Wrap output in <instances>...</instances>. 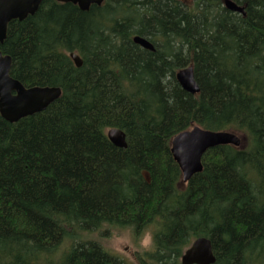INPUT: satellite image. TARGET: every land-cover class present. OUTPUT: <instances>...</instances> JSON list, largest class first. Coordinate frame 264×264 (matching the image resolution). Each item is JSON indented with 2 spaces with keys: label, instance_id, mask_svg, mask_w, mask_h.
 Masks as SVG:
<instances>
[{
  "label": "trees",
  "instance_id": "obj_1",
  "mask_svg": "<svg viewBox=\"0 0 264 264\" xmlns=\"http://www.w3.org/2000/svg\"><path fill=\"white\" fill-rule=\"evenodd\" d=\"M232 1L244 14L222 0H42L8 23L10 76L61 94L0 115V264H129L96 240L110 228L150 231L139 264H180L199 237L212 264H264V0ZM187 66L195 94L175 79ZM194 126L242 144L207 149L182 182L170 142Z\"/></svg>",
  "mask_w": 264,
  "mask_h": 264
},
{
  "label": "water",
  "instance_id": "obj_2",
  "mask_svg": "<svg viewBox=\"0 0 264 264\" xmlns=\"http://www.w3.org/2000/svg\"><path fill=\"white\" fill-rule=\"evenodd\" d=\"M42 0H0V43L6 37L8 23L11 20H23L34 14ZM76 5L87 11L91 5L100 6L103 0H56ZM226 9L243 13V8L231 0H222ZM133 41L141 47L153 50V45L143 37L134 36ZM75 66L82 65L81 58L75 53L69 54ZM11 58L0 51V115L8 122L41 112L61 94L57 86L26 87L10 76ZM175 79L180 87L190 94L199 91L191 66L178 70ZM107 137L112 144L126 147L125 134L120 129H110ZM231 144L241 146L242 138L226 130H207L194 126L177 133L170 142V151L181 172L182 182L202 170L201 158L204 152L218 145ZM215 256L209 239L199 237L193 240L180 257L181 264H212Z\"/></svg>",
  "mask_w": 264,
  "mask_h": 264
},
{
  "label": "rangeland",
  "instance_id": "obj_3",
  "mask_svg": "<svg viewBox=\"0 0 264 264\" xmlns=\"http://www.w3.org/2000/svg\"><path fill=\"white\" fill-rule=\"evenodd\" d=\"M150 231H145L141 236L135 237L130 228H110L108 236L99 237L101 242L111 253L118 255L129 264H139L138 255L142 250H148L151 246ZM83 238L86 235H82ZM67 244V243H66Z\"/></svg>",
  "mask_w": 264,
  "mask_h": 264
},
{
  "label": "bare ground",
  "instance_id": "obj_4",
  "mask_svg": "<svg viewBox=\"0 0 264 264\" xmlns=\"http://www.w3.org/2000/svg\"><path fill=\"white\" fill-rule=\"evenodd\" d=\"M232 1V0H231ZM238 5V4H237ZM240 6V5H239ZM242 7V6H241ZM243 8V7H242ZM232 12H234V11H232ZM237 13H240V12H237ZM240 14H244V12L243 13H240ZM199 88V87H198ZM173 157V156H172Z\"/></svg>",
  "mask_w": 264,
  "mask_h": 264
}]
</instances>
